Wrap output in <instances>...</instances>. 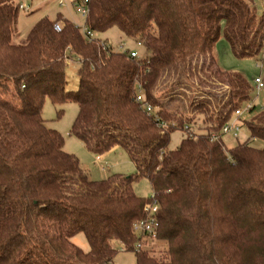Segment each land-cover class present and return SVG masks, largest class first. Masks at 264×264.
Returning <instances> with one entry per match:
<instances>
[{
	"label": "trees",
	"instance_id": "trees-1",
	"mask_svg": "<svg viewBox=\"0 0 264 264\" xmlns=\"http://www.w3.org/2000/svg\"><path fill=\"white\" fill-rule=\"evenodd\" d=\"M88 5L91 30L117 27L148 53L105 50L61 13L16 41L19 5L0 0V264H109L117 244L136 264H264V109L243 119L250 138L230 148L222 136L211 139L254 102L248 79L218 63L216 43L223 35L236 57L259 59L264 5L261 14L251 0ZM71 58L79 60L75 90L66 77ZM139 84L168 126L133 101ZM47 99L77 103L71 133L97 156L122 147L136 172L92 179L47 125ZM197 114L205 117L199 133L191 130ZM176 130L186 134L170 148ZM139 177L159 204L156 238L133 230L152 198L134 192ZM80 232L88 251L72 240ZM148 240L166 247L156 254Z\"/></svg>",
	"mask_w": 264,
	"mask_h": 264
},
{
	"label": "rangeland",
	"instance_id": "rangeland-1",
	"mask_svg": "<svg viewBox=\"0 0 264 264\" xmlns=\"http://www.w3.org/2000/svg\"><path fill=\"white\" fill-rule=\"evenodd\" d=\"M14 4L24 3L30 7V11L19 10L18 23L16 26V41L23 39L30 29L44 16L55 19L59 13L73 20L80 28H84L86 19L74 8L71 0H66L65 4L60 5V0H11ZM251 4L255 7L257 14L263 12L264 0H251ZM62 26V22L58 21ZM102 40L107 41L113 47L123 46L124 50H135L140 57H144L148 52L146 48L137 40L127 37L117 27H112L105 32L96 33ZM215 54L220 66L228 71H237L242 73L253 86L252 96L254 98L255 108L253 111L246 112L242 118L244 120L253 119L262 107H264V89L257 95L254 80L261 75L264 79V50L259 59L254 58H238L236 57L223 35H221L215 46ZM78 58H71L66 65V77L69 82V89L75 90L78 87ZM221 89L220 84L213 85ZM214 88V89H216ZM188 93H192L187 90ZM78 104L68 102L62 105L53 103L50 99L45 101L43 107V117L48 126L57 129L64 137V149L67 152L75 154L82 167L89 173L90 177L95 180H101L113 174H122L130 176L136 172V167L131 161L127 152L120 146H115L109 152L102 154L101 157L88 150L84 142L71 133L72 124L78 114ZM196 122L191 130L199 133L205 127L204 116L195 115ZM185 131L176 130L171 135L170 148H177L185 135ZM249 131L246 127H242L241 138L236 139L232 134L223 135V141L226 147L235 146L242 138H250ZM99 157V158H98ZM134 192L142 197L150 198L153 196V187L147 177H139L132 183ZM73 242L85 251L90 249V245L84 233L80 232L72 238ZM118 251L114 259L109 264H136V255L132 251H126L121 244H117ZM150 250H154L156 254L163 251L166 247L165 242L158 240H148L146 245Z\"/></svg>",
	"mask_w": 264,
	"mask_h": 264
},
{
	"label": "built area",
	"instance_id": "built-area-1",
	"mask_svg": "<svg viewBox=\"0 0 264 264\" xmlns=\"http://www.w3.org/2000/svg\"><path fill=\"white\" fill-rule=\"evenodd\" d=\"M66 0H60V5H64ZM71 3L73 4L74 8L86 19V24L84 28H80L81 32L87 38L88 40H92L96 37V33L91 30L87 24V18L89 15V0H71ZM19 8L30 11V7L26 6L24 3L19 4ZM61 24L59 22H56L54 24V28L57 31H61ZM100 44L102 47L107 49H113L114 51H127L124 50L123 46L113 47L111 44H109L105 40H100ZM130 54L134 58H139V54L135 50H130ZM255 89L257 90V95L264 89V79L261 75L257 76L254 80ZM133 101L139 104L142 108H144L148 114L154 116V118L157 120L159 125H162L164 127L168 126L169 123L162 118V116L159 114V108L157 106H154L151 102H149L145 96V92L142 88V86L139 84L136 86V93L133 97ZM255 106L254 102H248L245 103L242 107L236 109L234 111L233 117L231 120L227 121L221 128L220 134L213 133L211 135V139L217 140L221 136L225 134H232L236 139L241 138L242 133V127H243V114L246 112H250L251 109ZM264 107H262L260 110H263ZM186 129L189 130L190 127L186 126ZM195 139H198V136H194ZM248 138H242L243 140H246ZM99 158V157H98ZM154 196V195H153ZM151 198L150 201H148L145 205V212L146 216L144 218L139 219L136 221L133 225V230L138 236H149L150 238H156L158 228H159V219H158V213H159V204L158 202L153 198ZM141 246V243L139 242L137 245V248Z\"/></svg>",
	"mask_w": 264,
	"mask_h": 264
},
{
	"label": "crops",
	"instance_id": "crops-1",
	"mask_svg": "<svg viewBox=\"0 0 264 264\" xmlns=\"http://www.w3.org/2000/svg\"><path fill=\"white\" fill-rule=\"evenodd\" d=\"M65 17V16H64ZM67 18V17H66ZM69 19V18H68ZM71 20V19H70ZM72 22H74L73 20H71ZM75 23V22H74ZM76 24V23H75ZM101 157V156H100ZM102 158V157H101Z\"/></svg>",
	"mask_w": 264,
	"mask_h": 264
}]
</instances>
